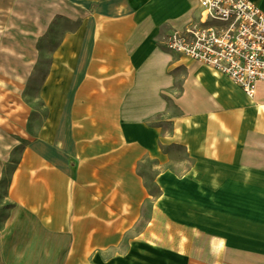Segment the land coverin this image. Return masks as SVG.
I'll return each instance as SVG.
<instances>
[{"label":"crops","instance_id":"0c3cea01","mask_svg":"<svg viewBox=\"0 0 264 264\" xmlns=\"http://www.w3.org/2000/svg\"><path fill=\"white\" fill-rule=\"evenodd\" d=\"M199 15L197 0H0V50L26 63L72 24L0 202V264H264V80L248 96L168 50Z\"/></svg>","mask_w":264,"mask_h":264},{"label":"built area","instance_id":"2783aa9c","mask_svg":"<svg viewBox=\"0 0 264 264\" xmlns=\"http://www.w3.org/2000/svg\"><path fill=\"white\" fill-rule=\"evenodd\" d=\"M195 22L171 32L168 50L227 76L248 96L264 80V11L251 0H197Z\"/></svg>","mask_w":264,"mask_h":264},{"label":"rangeland","instance_id":"374dc122","mask_svg":"<svg viewBox=\"0 0 264 264\" xmlns=\"http://www.w3.org/2000/svg\"><path fill=\"white\" fill-rule=\"evenodd\" d=\"M71 26L68 17H62L60 22L51 25L45 37L37 42V56L33 61L26 63L22 55H5L8 50H0V202L23 148L36 135L46 112L39 98V88L47 72L52 49L60 34ZM171 155L172 170L180 172L181 167L175 164L183 157L182 151L175 147ZM151 165L152 162L145 159L139 172L143 174L149 191L155 194L157 188L152 182Z\"/></svg>","mask_w":264,"mask_h":264}]
</instances>
